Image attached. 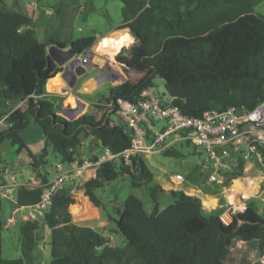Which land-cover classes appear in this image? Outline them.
<instances>
[{
	"label": "trees",
	"instance_id": "obj_1",
	"mask_svg": "<svg viewBox=\"0 0 264 264\" xmlns=\"http://www.w3.org/2000/svg\"><path fill=\"white\" fill-rule=\"evenodd\" d=\"M121 2L118 29H128L134 41L127 56L122 55V48L117 60L126 74L142 69L146 72L136 82L127 79L110 85L106 97L84 95L86 100L95 101L92 104L97 108L103 109L104 103L118 98L135 102L144 88L154 87L156 79L163 81L173 104L192 117L232 107L250 111L264 100V16L253 12L264 0ZM95 40L82 37L70 43H42L30 17L4 5L0 8V121L4 125L0 127V146L7 141L17 153L25 150L40 179L37 187L18 190L20 208L36 205L42 185L49 180L48 172L40 171L47 163V147L34 154L21 136L29 125L38 127L59 161L78 158L77 149L84 138L114 153L131 145V134L123 123L110 126L105 113L99 119L89 113L69 119L57 113L59 97L44 95L46 83L61 71L49 55L48 45L70 46L79 55L91 49ZM130 40L127 34L119 33L106 37L96 50L112 55ZM70 101L76 108L73 97ZM161 154L181 157L174 147ZM262 155L264 159V149ZM5 164L0 153V169ZM244 166L241 159L234 162L225 182L242 177ZM124 176L132 178L134 187L154 179L145 156L138 155L129 164L121 158L103 164L80 188L93 206L104 211L95 191ZM72 189L69 185L57 192L41 217L50 236L49 264H226L235 240L254 244L259 256L264 257V215L250 204L243 212L232 213L231 223L224 225L215 212H204L198 197L181 190H170L172 203L159 211L157 198L165 190L156 186L150 191V213L134 195L124 199L122 210L105 212L113 224L110 232L123 237V245L115 246L93 229L72 222ZM2 229L0 220V264H37L34 252L43 240L38 220L20 222L21 257L17 259L2 258Z\"/></svg>",
	"mask_w": 264,
	"mask_h": 264
},
{
	"label": "rangeland",
	"instance_id": "obj_2",
	"mask_svg": "<svg viewBox=\"0 0 264 264\" xmlns=\"http://www.w3.org/2000/svg\"><path fill=\"white\" fill-rule=\"evenodd\" d=\"M23 4L22 0H18ZM29 1V0H25ZM36 1V0H34ZM78 3V5H86V10H82V16H80L79 20L73 25V29H70L72 25L68 28V32H72V39L65 38L66 42L75 41L78 38L86 35H93L97 33V31H101L104 33V29H108L114 22L121 19V8L122 2L121 0H72ZM15 0H0V8L4 5L8 9H17L14 4ZM59 2L42 0L41 4L45 5V8H48L51 4H55ZM25 3V2H24ZM47 11V10H46ZM108 12V17H103V14ZM254 14L264 16V2L259 4L253 9ZM36 35L40 42L48 43V38L45 41V37L47 35H52L54 39H57L61 32L64 30L63 26L58 23L56 17H52L48 14L42 16L40 21L36 24ZM72 30V31H70ZM81 32H80V31ZM122 41V39H121ZM125 38H123V42ZM98 62V61H96ZM101 64L100 62H98ZM110 69L104 65L106 69L105 74L102 77V81H105L107 85H116L122 82H125L127 79H130L134 82L138 81L142 75L146 72V69L131 71L129 74H126L123 71V66L119 68L114 67L112 64L108 65ZM119 71V72H118ZM118 72V74H117ZM95 73H91V76H94ZM104 88V87H101ZM80 84L74 82V91H79ZM103 90V89H102ZM153 90L157 97H161L164 95L167 97V93L163 86V81L161 79H156L154 81ZM80 98L85 99L84 96H80ZM71 96L66 101V105L68 107H72L71 104ZM89 101V100H86ZM94 102V101H92ZM77 111V112H76ZM76 111L72 112L70 115H67V118H76L81 114L89 113L95 115L98 119L102 117L104 109H99L95 104L86 103L81 108H77ZM64 116L65 114L62 113ZM115 122H118L116 117H112ZM39 130L38 127L34 125H29L26 127V131L24 132V137H27L28 134H32V131ZM36 132V131H35ZM34 137V136H32ZM6 142V141H5ZM36 144V142H34ZM7 144V143H5ZM96 143L91 138H84L81 146L77 149L79 155H84L85 157H89V155L94 150H98L97 147H94ZM14 147V146H13ZM7 148V149H6ZM35 149V147H32ZM175 149H178L181 153V157H167L161 153H155L151 155L145 156V165L148 170L154 175V179L151 183L145 185L142 184L140 187L133 186V180L129 176H124L119 180L111 182L107 184L103 189H99L95 191V194L101 201V205L104 208L98 209L93 206L89 200L83 195V190L80 186L88 179L89 174L86 173L79 180L77 185L73 188V198L75 199V204L71 205L69 210L72 215V222L79 226H86L93 229L100 236L109 238L112 245L122 246L123 245V237L119 234H114L110 232V229L113 228V224L109 223L106 219L105 212L110 214L113 213V210L117 208L119 210L123 209V201L128 195H134L139 198L144 206L146 212L150 213L153 209L152 199L150 197V191L156 187L160 186L164 189L170 190H181L184 192L189 191V187H195L199 189L197 192V196L205 199V195L212 197H219L220 203H225L224 199L221 197V192L224 189H228L230 194L233 196L240 198L243 195V191L248 194H253L256 188L248 187L247 183L253 181L256 178V175L264 176V169L261 165L256 164L252 161L246 162V167L243 172V176L239 177L230 183L220 182V183H210L207 181V174H203L200 170L199 164H205V159L207 158V154L205 151L200 148H195L192 145L186 143H178L174 146ZM31 149V148H30ZM32 150V149H31ZM3 160L7 164V166H11L16 162L17 153H15L14 148L10 145H3ZM47 163L43 167H41L40 171L44 170L49 171L53 166L59 161L56 154L53 151L52 145L48 143L47 154H46ZM19 164V168L16 169V176L21 181H27L29 177L35 176V170L31 165H27L26 162L21 161ZM232 171V170H231ZM48 172V173H49ZM176 174H180L184 177V181L180 184H175L172 179ZM226 178H228L226 176ZM37 184L40 183V180L37 177L33 179ZM240 181L239 185H234V181ZM232 185L236 186L232 191ZM169 190V191H170ZM168 190H165L164 193H160L157 198L159 211L165 209L169 204L172 203V197ZM159 192V191H158ZM238 194H236V193ZM242 193V194H240ZM225 195V194H224ZM251 196H249L250 198ZM246 199V198H245ZM248 204L258 207L264 206V187L259 196H255L247 201ZM6 199H2L0 201V220L3 226L2 229V258L3 259H17L21 257V252L19 250L18 243V228H19V220L11 225L10 227H5L7 220L11 217L12 211L15 206ZM203 209L206 204L202 203ZM75 209V210H74ZM27 208H23L20 210V214H27ZM207 212L206 214H208ZM214 213V212H213ZM39 225V233L42 239L50 240V236L48 230L44 226V221L41 217L38 218ZM47 255L43 258L41 264H49L50 263V251L49 245H47ZM38 254V248L34 252V256L36 257ZM264 264V257L259 256L258 251L255 249L254 244L252 243H244L242 241L235 240L232 244L230 255L226 264Z\"/></svg>",
	"mask_w": 264,
	"mask_h": 264
},
{
	"label": "built area",
	"instance_id": "obj_3",
	"mask_svg": "<svg viewBox=\"0 0 264 264\" xmlns=\"http://www.w3.org/2000/svg\"><path fill=\"white\" fill-rule=\"evenodd\" d=\"M30 7L35 8L36 4L32 3ZM46 13L52 15L53 11L48 9ZM95 55L92 49L76 54L72 58L73 65L67 69L82 66L89 71L93 68ZM102 106L103 114L110 119V126L116 123L113 116L126 126L131 134L130 147L114 153L99 144L94 145L98 150H93L89 157L80 155L70 162L58 161L53 167V176L42 185L39 202L28 207L27 214H20L23 208L17 205V192L22 187H37L39 184L35 186L31 182L19 180L10 166H3L0 169V201L6 199L15 206L5 227H10L16 220H38L48 210L57 192L69 185L74 188L86 173L89 176L85 181L94 178L98 168L107 162L121 158L129 164L138 155L162 153L178 143H189L206 152V165L200 163L199 167L203 174H207L210 183L225 182L233 163L240 159L245 163L252 161L264 169V100L250 111L232 107L225 111L208 110L199 117H192L183 114L169 95H161L159 98L153 87H147L140 92L135 102L118 98ZM74 111L76 108L66 109L62 113L67 116ZM3 126L0 121V127ZM172 181L180 184L184 177L176 174ZM232 213L234 208L229 204L218 214V218L224 225H228L232 221Z\"/></svg>",
	"mask_w": 264,
	"mask_h": 264
},
{
	"label": "crops",
	"instance_id": "obj_4",
	"mask_svg": "<svg viewBox=\"0 0 264 264\" xmlns=\"http://www.w3.org/2000/svg\"><path fill=\"white\" fill-rule=\"evenodd\" d=\"M22 1H23V4L20 3L18 0H15L14 4L17 7V9H15V11L26 14L28 17H30V19L32 21V26L34 27L35 31L37 30L36 24L40 21L42 16H45L47 14L46 10L52 9L53 14L50 16H52V17L55 16L56 20L58 21V23L60 25L63 26L64 30L61 32V35L57 39H54L53 36L50 34V35H47L48 37H45V41L48 38L49 41L54 40V42H56V43L66 42L65 38L73 40L72 39V32H68V30H69L68 28L70 27V25H72L70 29H73V25L79 20L80 16H82L81 11L84 9L86 10V5H78V3H76L75 1H72V0H59V2H57L55 4L49 3L50 5H48L49 6L48 8H45L44 7L45 5L41 4L42 0H36V1H34V0H29V1L22 0ZM50 1H57V0H49V2ZM32 3L36 4L35 8L30 7V5ZM120 8H121V6H120ZM103 17H108L107 11H106V13L103 14ZM120 24H121V19L114 22L110 27H108V29H104L105 30L104 33H102L101 31H97V33H94L93 35L82 36V37H95L96 38L94 44L91 47V49L94 52H96V55L94 56V59H93V68L91 70H89L86 75L79 77L77 80H75V82H77L78 85L80 84L79 91H74V84L72 86H69L68 83L71 81L70 80L71 78L69 76L70 72H67V74H64L63 73V70H64L63 67H59L61 69V71L54 78L50 79L46 83L44 95L45 96H57L60 98V103H59L60 109L57 111V113L62 114L61 111H63V109L64 110L65 109H74V108L68 107V105H66V101L68 100V98L70 96L73 97L75 102H76V109L81 108L86 103L87 104L89 102L92 103V101H86V99L80 98L77 95L78 93L80 94V96L87 95L92 99H98V98H101L102 96L106 97L108 95V89H109L110 85L105 84L106 82L101 80L103 75L105 74V71H106V69L104 68V65L106 64V67L108 69H110V66H108L110 64H112L114 67H117V68H118V66H119V68H120V66L122 67L123 65L117 60V55L121 51V49L124 48V52L122 53V55L127 56V49L129 48V46L134 41L132 36L130 35L128 29H118ZM70 31H72V30H70ZM119 33L127 34L131 40L127 44L120 47L112 55H105V54H103V52L101 50H96V48H97V46H99L100 40L102 38H106L109 36H115V35H118ZM42 43H46V42H42ZM47 49H48L49 55L51 56V58L53 59L54 62H55V59H57L59 61L65 59L67 57V53L69 52V50H72L70 46H67L65 48H59L55 44H49ZM96 61L100 62L101 64H99ZM91 73H95V75L91 76ZM101 87H104V88H101ZM25 131H26V128L21 132V136H22L23 140L25 141V143L28 145L29 149L30 148L32 149V150L31 149L30 150L34 154H38L44 147L48 148V146L46 144V140H45V138L42 135L40 130L34 129V131H32V134H28L27 137H24ZM32 136H34V137H32ZM34 142H36V144ZM5 143H7V144H5ZM3 145H5V147H7V145H10L12 148H14L15 153H17L16 147H13L9 142L6 141V142L2 143V145L0 146V153L2 156H3V151H2ZM33 146L35 147V149L32 148ZM82 156H84V155H82ZM21 161L26 162L27 165H30V163H31V159L28 157L25 150H22L19 153H17L16 162L10 166L14 172H16V169L19 168V166H20L19 164L22 163ZM5 165H7V164H5ZM245 167H246V163H245L244 169H245ZM47 172H49V171H47ZM47 176H48V179H50L53 176V168H51V170ZM34 177H37V176L35 175L32 177H29L27 181L31 182L32 184H36L35 181L33 180ZM262 178H263L262 176L256 175V178L253 181L247 183L248 187H254V188H256V190L254 191V195L248 194V193L243 191V196H241L242 197L241 199L230 194L228 189H224L221 192V197L224 199L225 203H222V204L220 203L219 197H212V196H208V195H205V199L198 197L196 194L199 191V189H196L195 187H189V191L185 192V194L194 195V196L198 197L202 203L206 204V206H204V212L205 213L209 212L208 214H211V213L215 212L216 214H220L224 210L225 207H227L229 204H232L233 208H234V213L237 214V213L243 212L246 209V206L248 205L247 201L249 199L260 195L262 188L264 187V185L262 183V180H263ZM37 179L40 180L38 177H37ZM35 186H37V185H35ZM29 188H34V187H29ZM161 188L163 190H168V191L170 190V189H164L163 187H161ZM238 193H236V194H238ZM240 194H242V193H240ZM249 196H251V197L249 198ZM255 209L258 211V213L264 215V206L261 205V206L255 207ZM21 214H24V213H21ZM48 233H49V231H48ZM49 241H47V239L45 237V239H43L39 243L38 254L35 257L37 264H41L43 261V258L47 255V247H48L47 245H49ZM48 249L50 251V245H49Z\"/></svg>",
	"mask_w": 264,
	"mask_h": 264
},
{
	"label": "water",
	"instance_id": "obj_5",
	"mask_svg": "<svg viewBox=\"0 0 264 264\" xmlns=\"http://www.w3.org/2000/svg\"><path fill=\"white\" fill-rule=\"evenodd\" d=\"M76 54L72 51V50H69V52L67 53V57L65 58V59H63V60H61V61H59V60H57V59H55V63H56V65L57 66H59V67H63L64 68V70H63V73L64 74H67V72H70V82L68 83L69 84V86H72L73 84H74V82H75V80H77L79 77H82V76H84V75H86L87 74V70L84 68V67H82V66H76V67H74V68H72V69H70V70H68L67 69V67L70 65V66H72L73 65V60H72V58L75 56ZM123 83V82H122ZM81 103V102H80ZM66 110V109H65ZM64 109H63V111H61V112H64L65 111ZM65 117H67V116H65ZM69 119H73V118H69Z\"/></svg>",
	"mask_w": 264,
	"mask_h": 264
},
{
	"label": "bare ground",
	"instance_id": "obj_6",
	"mask_svg": "<svg viewBox=\"0 0 264 264\" xmlns=\"http://www.w3.org/2000/svg\"><path fill=\"white\" fill-rule=\"evenodd\" d=\"M104 39L105 38H102L101 40H100V43L101 42H103L104 41ZM99 43V44H100ZM119 72V71H118ZM118 72H117V74H118ZM79 109V108H78ZM77 112V111H76ZM234 185H239L240 184V181H238V180H236V181H234V183H233ZM234 185H232V191H233V189L235 188V186ZM243 196V195H242ZM242 198V197H241ZM75 210V209H74Z\"/></svg>",
	"mask_w": 264,
	"mask_h": 264
}]
</instances>
